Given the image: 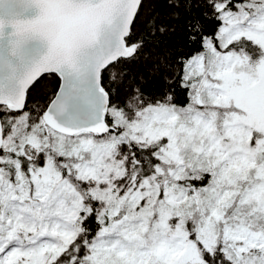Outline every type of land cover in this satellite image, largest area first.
<instances>
[{
	"label": "snow or ice",
	"instance_id": "snow-or-ice-1",
	"mask_svg": "<svg viewBox=\"0 0 264 264\" xmlns=\"http://www.w3.org/2000/svg\"><path fill=\"white\" fill-rule=\"evenodd\" d=\"M0 264H264V0H0Z\"/></svg>",
	"mask_w": 264,
	"mask_h": 264
}]
</instances>
